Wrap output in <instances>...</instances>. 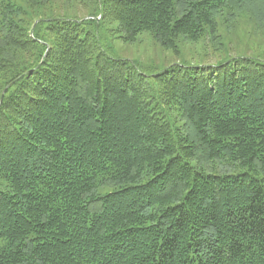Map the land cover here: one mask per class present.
Returning a JSON list of instances; mask_svg holds the SVG:
<instances>
[{
  "label": "trees",
  "instance_id": "trees-1",
  "mask_svg": "<svg viewBox=\"0 0 264 264\" xmlns=\"http://www.w3.org/2000/svg\"><path fill=\"white\" fill-rule=\"evenodd\" d=\"M103 33L229 53L264 0H0V264H264V48Z\"/></svg>",
  "mask_w": 264,
  "mask_h": 264
},
{
  "label": "rangeland",
  "instance_id": "rangeland-1",
  "mask_svg": "<svg viewBox=\"0 0 264 264\" xmlns=\"http://www.w3.org/2000/svg\"><path fill=\"white\" fill-rule=\"evenodd\" d=\"M253 35L252 38H233L230 41L228 51L215 50L209 42L181 41V55L175 56L169 51L160 49L150 38L148 33L141 34L137 41L124 43L120 39H112L109 34H101V43L107 52L116 58H124L140 63L145 71L150 69H162L171 63H215L217 60L227 57L228 54H236L239 50L250 53L260 51L264 44ZM251 38V39H249ZM260 41V42H259ZM259 43V44H255ZM238 49V51L236 50Z\"/></svg>",
  "mask_w": 264,
  "mask_h": 264
},
{
  "label": "water",
  "instance_id": "water-1",
  "mask_svg": "<svg viewBox=\"0 0 264 264\" xmlns=\"http://www.w3.org/2000/svg\"><path fill=\"white\" fill-rule=\"evenodd\" d=\"M11 84H12V82L9 83V84L3 89L2 94H1V96H0V105H1V102H2V100H3V96H4L5 91L7 90V88H8Z\"/></svg>",
  "mask_w": 264,
  "mask_h": 264
}]
</instances>
